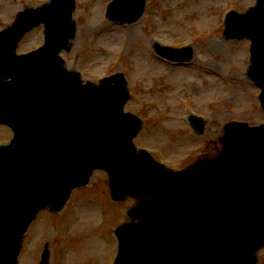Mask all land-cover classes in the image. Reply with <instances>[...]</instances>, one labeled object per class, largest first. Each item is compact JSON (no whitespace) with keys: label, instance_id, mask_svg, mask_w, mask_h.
Segmentation results:
<instances>
[{"label":"water","instance_id":"water-1","mask_svg":"<svg viewBox=\"0 0 264 264\" xmlns=\"http://www.w3.org/2000/svg\"><path fill=\"white\" fill-rule=\"evenodd\" d=\"M117 1L121 5L111 3V18L131 21L141 14L144 0ZM122 7L132 8L133 16L120 12ZM73 8V0H52L22 12L0 31V123L14 133L0 146V264H16L20 240L36 213L46 205L63 206L95 168L107 170L113 199L141 200L130 210L133 221L116 231L115 264H256L264 245L261 140L234 137L238 125L228 123L217 159L174 172L135 152L131 139L140 121L122 112L128 98L122 74L100 86L82 85L57 56L75 33ZM253 11L257 27L264 28L259 0L247 15H229L226 36L253 39L259 70L252 66L250 73L263 87L264 104V40L244 25ZM42 22L45 46L16 56L19 37ZM48 258L44 251L39 264Z\"/></svg>","mask_w":264,"mask_h":264},{"label":"rangeland","instance_id":"rangeland-1","mask_svg":"<svg viewBox=\"0 0 264 264\" xmlns=\"http://www.w3.org/2000/svg\"><path fill=\"white\" fill-rule=\"evenodd\" d=\"M255 1L147 0L143 15L123 25L105 18L109 0H75L77 31L70 51L62 56L68 69L81 73L83 82L97 83L122 71L130 93L124 110L142 119L134 145L149 149L167 167L180 169L199 156L217 153L228 121L264 122L259 88L246 74L250 42L222 36L224 13L245 11ZM38 2L0 0V29L13 21L17 11ZM42 37L41 26L32 29L21 38L17 52L41 45ZM154 40L190 45L193 58L179 67L157 62L146 47ZM185 104L189 113L202 117V130L195 135L180 118ZM10 138V130L0 125V143ZM135 204L131 197L113 201L106 173L93 171L87 184L73 189L62 207L47 206L35 216L22 237L18 264H36L46 249L48 264H111L116 252L114 229L130 221L127 213ZM257 264H264V247L257 253Z\"/></svg>","mask_w":264,"mask_h":264}]
</instances>
